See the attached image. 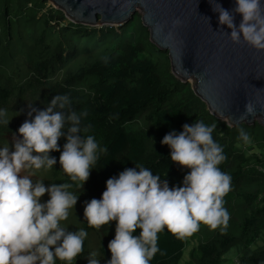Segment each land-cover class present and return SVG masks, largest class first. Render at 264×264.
<instances>
[{"label": "trees", "instance_id": "16d2710c", "mask_svg": "<svg viewBox=\"0 0 264 264\" xmlns=\"http://www.w3.org/2000/svg\"><path fill=\"white\" fill-rule=\"evenodd\" d=\"M48 0H0V109L8 124H0V147L10 145L12 134L24 120L28 105L42 109L57 94H67L71 108L86 110L85 123L91 125L100 147L97 166L79 187L60 169L59 151H50L57 163L52 169L38 170L32 179L51 183H72L69 191L78 195L74 211L62 224L70 231L84 228L88 235L83 251L74 264H87L95 252L99 264L110 258L108 242L114 238L115 221L99 229L87 225L84 202L99 199L105 181L135 165L149 168L180 186L189 171L172 162L169 148L160 143L169 131L179 133L182 125L203 120L216 124L212 133L225 154L219 165L231 176V190L223 197L229 212L227 226L209 230L192 252L194 264H222L232 247L240 248L239 264H264V130L257 122L230 127L212 116L193 93L191 85L170 72L168 55L149 39L148 29L136 13L118 27L88 26L68 21ZM96 17V24L99 23ZM34 115V114H33ZM242 127L249 143L239 138ZM262 150L247 154L250 143ZM65 143L62 136L57 141ZM48 199L47 193L41 202ZM139 229L133 234L138 235ZM158 252L150 264H179L186 236L178 238L166 229L158 234ZM262 245L252 247L259 239ZM60 264V262H57Z\"/></svg>", "mask_w": 264, "mask_h": 264}, {"label": "clouds", "instance_id": "9594fccd", "mask_svg": "<svg viewBox=\"0 0 264 264\" xmlns=\"http://www.w3.org/2000/svg\"><path fill=\"white\" fill-rule=\"evenodd\" d=\"M212 10L218 13V25L230 29L226 32L230 41L264 51V0H234L231 10L220 4ZM236 14L241 17L238 24ZM28 108L26 116L31 119L26 118L12 134L10 145L0 147V264H74L88 233L84 228L70 231L62 222L69 210L74 211L78 195L69 191L72 183L46 186L32 177L38 170L52 169L57 159L49 153L59 151L60 169L71 182L79 181L81 189L106 149L89 134L86 110H73L67 94L54 95L42 109L32 104ZM252 112L247 102L241 119ZM8 122L0 109V124ZM181 127L179 133L169 131L160 141L168 146L172 162L189 169L180 186L170 188L166 179L135 165L108 178L99 199L84 202L88 226L99 229L115 221L105 264H150L155 254H163L157 241L165 229L183 238L201 224L212 229L227 226L230 217L223 197L232 185L231 176L219 167L226 157L212 136L216 124L197 120ZM238 134L244 143L250 142L242 127ZM62 136L61 150L57 141ZM45 193L48 199L41 202ZM136 229L138 235L133 234ZM99 261L95 252L87 257V264Z\"/></svg>", "mask_w": 264, "mask_h": 264}, {"label": "water", "instance_id": "95a60500", "mask_svg": "<svg viewBox=\"0 0 264 264\" xmlns=\"http://www.w3.org/2000/svg\"><path fill=\"white\" fill-rule=\"evenodd\" d=\"M48 1L68 21L88 26H119L138 13L150 41L167 53L172 75L191 81L193 93L212 116L230 127L257 122L264 130V51L230 41V29L218 25V13L212 10L218 4L231 10L234 0ZM177 19L180 23L173 25ZM240 19L236 14L234 23ZM247 102L253 112L241 119Z\"/></svg>", "mask_w": 264, "mask_h": 264}, {"label": "rangeland", "instance_id": "374dc122", "mask_svg": "<svg viewBox=\"0 0 264 264\" xmlns=\"http://www.w3.org/2000/svg\"><path fill=\"white\" fill-rule=\"evenodd\" d=\"M48 5H52V3H48ZM114 27H118L117 25H113ZM191 81L188 83L190 84ZM249 149L247 151V154L250 155L252 153L257 154L259 152H262V150L258 149V146H254L253 143H250ZM204 232L201 230V233L192 234L190 236H186V243L185 247L183 249L182 256L180 258L179 264H194L191 259L190 255L192 252H195V249L197 245L201 242H203V239H206V237L209 234V230H207V233L203 236ZM262 245V239L260 238L256 244L252 247H258ZM241 254L240 248L238 247H232L230 248L226 254L223 256L222 264H239V256Z\"/></svg>", "mask_w": 264, "mask_h": 264}]
</instances>
